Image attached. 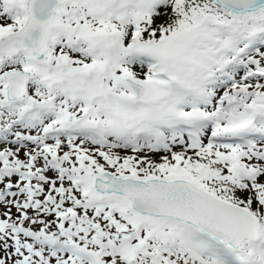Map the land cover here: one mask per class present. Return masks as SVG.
Instances as JSON below:
<instances>
[{"label":"snow or ice","instance_id":"6c2138e0","mask_svg":"<svg viewBox=\"0 0 264 264\" xmlns=\"http://www.w3.org/2000/svg\"><path fill=\"white\" fill-rule=\"evenodd\" d=\"M0 264H264V0H0Z\"/></svg>","mask_w":264,"mask_h":264}]
</instances>
